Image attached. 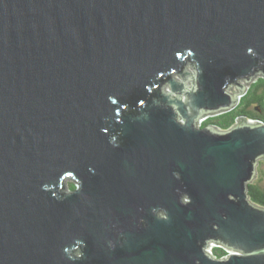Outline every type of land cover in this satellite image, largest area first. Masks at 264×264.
Instances as JSON below:
<instances>
[{
    "label": "water",
    "instance_id": "95a60500",
    "mask_svg": "<svg viewBox=\"0 0 264 264\" xmlns=\"http://www.w3.org/2000/svg\"><path fill=\"white\" fill-rule=\"evenodd\" d=\"M256 74L264 0H0V264H264Z\"/></svg>",
    "mask_w": 264,
    "mask_h": 264
},
{
    "label": "trees",
    "instance_id": "16d2710c",
    "mask_svg": "<svg viewBox=\"0 0 264 264\" xmlns=\"http://www.w3.org/2000/svg\"><path fill=\"white\" fill-rule=\"evenodd\" d=\"M239 116H245L250 120L264 122V78L258 76L246 88L245 93L240 97L238 104L228 111L216 115L205 117L200 122V126L214 125L221 129H227L232 126ZM264 161L259 160L257 165V177L247 185V192L252 202L264 206V170L262 165ZM69 190L75 187L74 182H68ZM211 254L215 257H222L227 252L220 246H212Z\"/></svg>",
    "mask_w": 264,
    "mask_h": 264
},
{
    "label": "rangeland",
    "instance_id": "374dc122",
    "mask_svg": "<svg viewBox=\"0 0 264 264\" xmlns=\"http://www.w3.org/2000/svg\"><path fill=\"white\" fill-rule=\"evenodd\" d=\"M258 77V75L256 74V75H254L253 77H252V79H251V81L250 82H248V83H246V82H243V80H241V82L242 83H244V86L245 87H247V85H249V83H251L253 80H255L256 78ZM227 90L230 92V93H234V92H237L236 90H237V87L235 86V85H230V86H228L227 87ZM219 114V113H218ZM216 115V114H215ZM201 121H199V123H200ZM260 160H262V161H264V159H260ZM264 163V162H263ZM258 165V164H257ZM257 165H256V173H255V175H254V177H253V179H252V181H254L255 180V178L257 177ZM262 169L264 170V164L262 165ZM251 181V182H252ZM68 182H74L72 179H70V178H68V179H66L65 180V190H68L69 188H68V186H67V184H68ZM262 183H264V177H263V181H262ZM212 246H214V245H209L208 247H207V249L208 250H210L211 249V247Z\"/></svg>",
    "mask_w": 264,
    "mask_h": 264
},
{
    "label": "built area",
    "instance_id": "2783aa9c",
    "mask_svg": "<svg viewBox=\"0 0 264 264\" xmlns=\"http://www.w3.org/2000/svg\"><path fill=\"white\" fill-rule=\"evenodd\" d=\"M210 253H211V251L210 250H208Z\"/></svg>",
    "mask_w": 264,
    "mask_h": 264
}]
</instances>
